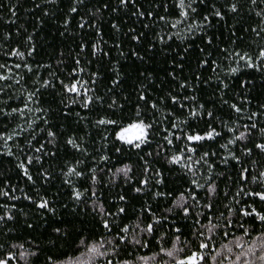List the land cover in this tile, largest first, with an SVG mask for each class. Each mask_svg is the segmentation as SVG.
I'll list each match as a JSON object with an SVG mask.
<instances>
[{
  "label": "snow or ice",
  "instance_id": "6c2138e0",
  "mask_svg": "<svg viewBox=\"0 0 264 264\" xmlns=\"http://www.w3.org/2000/svg\"><path fill=\"white\" fill-rule=\"evenodd\" d=\"M20 7L0 264H264V0H32L31 32Z\"/></svg>",
  "mask_w": 264,
  "mask_h": 264
},
{
  "label": "trees",
  "instance_id": "16d2710c",
  "mask_svg": "<svg viewBox=\"0 0 264 264\" xmlns=\"http://www.w3.org/2000/svg\"><path fill=\"white\" fill-rule=\"evenodd\" d=\"M4 2L7 3L8 0H4ZM21 4H22V7H20L18 10V16L20 17L18 23L23 24L31 32L32 28H33V18L31 16V14L25 12V9L32 7V0H21ZM5 27H6V25L0 26V30H3V28H5ZM53 32H54V29L47 28V29H45V32H41L40 36L37 37L38 43L41 45L42 52H41V55H38L34 58L36 61H47V56L43 55V51L44 50H47L48 52L51 51L50 45L53 43V38H52ZM105 38H107V36ZM5 59L6 58L3 57L2 54H0V63L4 62ZM10 175H12V183H14V184L18 183V181L15 178V175L14 174H10ZM233 175H235V173H233ZM2 179H3V176H0V180H2ZM20 186L23 187L24 185L21 184ZM49 191L55 192L56 189L51 188V189H49ZM26 203L27 202H23V203L19 204L18 206L23 207V206H25ZM18 235L21 237L22 240L28 238L27 234L24 232H19ZM33 235H36V234L33 233ZM153 250H155V249H153ZM144 252H145V254H149V255L151 254V252L147 249L144 250Z\"/></svg>",
  "mask_w": 264,
  "mask_h": 264
}]
</instances>
